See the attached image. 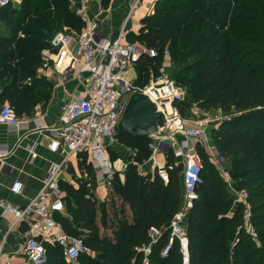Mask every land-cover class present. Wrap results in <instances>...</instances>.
Masks as SVG:
<instances>
[{"label":"trees","instance_id":"obj_1","mask_svg":"<svg viewBox=\"0 0 264 264\" xmlns=\"http://www.w3.org/2000/svg\"><path fill=\"white\" fill-rule=\"evenodd\" d=\"M111 2L101 0V5L107 9ZM77 9L72 0H20V6L10 2L0 9V99L16 116L47 102L55 84L41 73L42 52L51 48L57 33L82 31L85 22ZM128 41L156 50L140 60L137 85L161 76L167 49L170 62L181 65L171 73L173 80L191 96L177 103L180 110L195 103L241 114L220 125L214 143L231 159V184L197 144L203 169L198 198L188 213L190 264H264V0H158L154 14L142 19ZM117 139L135 152L136 163L114 175L107 208L95 193L85 153L78 155V173H73L77 186L60 181L65 212L56 218L95 254H82L78 264H144L151 228L161 235L147 256L150 264H182L177 242L168 256L161 255L169 224L182 207V164L174 166L173 154L167 155L164 182L158 168H145L152 157L149 138L119 132ZM109 157L124 159L118 151ZM229 185L247 193L256 239L244 230L245 208L236 204ZM105 208L107 228L102 230ZM47 250L48 264H65L59 247L47 245Z\"/></svg>","mask_w":264,"mask_h":264},{"label":"built area","instance_id":"obj_2","mask_svg":"<svg viewBox=\"0 0 264 264\" xmlns=\"http://www.w3.org/2000/svg\"><path fill=\"white\" fill-rule=\"evenodd\" d=\"M99 0H72L78 3L77 12L85 22L81 32H59L51 39V48L42 52L44 60L42 75L59 83L70 78L76 79L84 86L83 92L71 94L62 109L60 123L49 129L52 152L63 151V159L49 169L43 180L42 188L25 206H15L0 199V207L4 216L13 220L10 227L25 224L28 231L25 242L17 249L16 254L22 258L13 262L4 255L5 241H0V264H48L49 253L47 245L59 247L65 264H76L79 257L88 252L81 238L66 233L63 223L56 218L57 214L65 212V193L60 187L62 170L72 156L89 153L94 169L95 183L99 187H110V182L116 173H121L134 165V151L127 149V157L115 162L110 160L107 147L122 146L117 139L118 124L125 111L131 94L138 90L147 95L163 113L164 126L149 138L148 148L152 152L149 162L152 170L159 169V175L164 182L168 181V173L157 163L156 157H166L173 154L174 166L182 164L183 183L182 207L169 224V240L163 247L161 255H169L177 242L182 257V264H190L189 239L187 234L188 213L194 201L198 198L197 186L202 182L201 172L203 162L199 154L190 145L191 140L206 142L208 156L211 162L227 179L229 172L224 168L227 163L225 156L218 152L215 144L209 145L207 138L208 125L217 123L213 120L189 121L184 118L177 107L183 100L182 89L175 80L157 79L152 84L139 86L135 80L127 76L145 56L156 55L155 49H149L127 40V22L132 20L137 10L142 8L144 0H133L127 15L126 24L114 39L104 35L98 23L91 17V6ZM158 0H156L157 2ZM12 0H0V9ZM147 9L152 15L155 4ZM165 56L169 52L165 50ZM2 89L0 88V96ZM221 112V109H219ZM0 122L15 132L25 128L22 119L16 116L9 103L3 105ZM183 138V140H179ZM126 149V148H125ZM35 151V145L30 147ZM8 155V149L0 146V161ZM148 163V162H147ZM142 170L143 166L139 167ZM11 170V168H9ZM24 185L16 181L12 192L21 194ZM236 204L244 206V230L253 239L257 234L251 224V212L248 195L245 191L232 189ZM161 231L151 228L149 236L151 243L143 248L144 264H150L147 256L152 252V246L158 242Z\"/></svg>","mask_w":264,"mask_h":264},{"label":"crops","instance_id":"obj_3","mask_svg":"<svg viewBox=\"0 0 264 264\" xmlns=\"http://www.w3.org/2000/svg\"><path fill=\"white\" fill-rule=\"evenodd\" d=\"M16 1H18L20 6V0ZM132 1L133 0H118L117 2V0H112L111 2L112 8L114 6L115 8L120 7L119 4L125 5L124 9H126V13L124 18L120 17L116 11L112 13V8L104 10L101 5V0L91 6V17L96 20L107 38L114 39L118 36L124 24H126ZM154 2H156V0H144L142 9H148L150 4ZM101 9H103L102 12ZM141 12L142 11L139 13ZM143 15L144 13L142 12L138 19L127 22L126 28L128 29V35L130 33L137 34L139 32L141 21L144 17ZM134 68L137 72V66ZM43 76L48 81L54 83L55 86L52 88L50 96L44 105H37L31 115L19 117L24 121L25 128L20 132H15V129L0 122V146H4L8 149V155L3 161H0V199L6 200L15 206H25L29 203L42 188L43 180L51 166L59 163L63 159L62 150L52 152L49 149L52 140L49 129L59 125L62 109L68 97L71 94L80 95L84 89L83 84L73 78L57 83L48 76ZM6 103L8 102L0 99V114L3 105ZM179 140H183V138H179ZM33 145H35L34 152L30 151V147ZM120 148L123 149L122 146H120ZM156 160L161 166H164L166 163V157L161 155H158ZM9 168H11V170ZM70 168L73 169L72 173L69 171ZM145 168L151 169L152 163L148 161ZM74 172L78 173V156H72L69 159L67 165L62 170L60 181H65L77 186L73 176ZM16 181H21L24 185L21 194L12 192V187ZM100 188L107 190L105 195L100 197L105 206L107 205L108 190H110V188L107 186ZM12 222L13 220L10 216H4L2 214V209L0 207V241H5L3 252L6 258L16 262L22 258L20 255L16 254V251L25 242V234L28 231V227L22 223L10 229Z\"/></svg>","mask_w":264,"mask_h":264},{"label":"rangeland","instance_id":"obj_4","mask_svg":"<svg viewBox=\"0 0 264 264\" xmlns=\"http://www.w3.org/2000/svg\"><path fill=\"white\" fill-rule=\"evenodd\" d=\"M117 2H118V0H117ZM12 5L13 6H19L18 1L12 0ZM119 6L120 7L115 8V6H114L112 8L111 5H110L109 8H112L113 9L112 13H115V11H116V13L118 15H120V17L124 18L125 17V13H126L125 12L126 9H124V6L125 5L119 4ZM141 9L142 8H140L139 10L144 13V15H143L144 17L143 18H145L146 15L148 14L147 8H144L142 10ZM102 11H103V9H101V12ZM140 11L136 12L135 16L132 18V21L133 20L135 21V19H138V17L142 13V12L139 13ZM137 13H138V15H137ZM135 24H136V22H135ZM137 24H138V22H137ZM131 42L132 43H135L133 41H131ZM138 64H137V70H138V67H139ZM180 67H181V65H175L174 66L170 62L168 56H166V58L163 61V67H162L161 76L158 77V78L151 77L150 81L147 84H152L153 82H156L157 79H171V80H173L174 79V76L172 74L173 73L174 74L177 73V71L180 69ZM136 78H138L136 69L135 68H132L131 73L127 76V79L130 80V81H133ZM136 81H137V79H136ZM3 83L4 82H0V88L1 89H2ZM147 84H144L142 86H145ZM181 89H182V97H183V100L185 99L187 101H190L191 100V96L188 94L187 90L185 88H181ZM33 112H31L29 114L28 113H23L22 115H20V117L30 115ZM180 112H181L182 116L184 118L188 119L189 121H196V120L207 121V120H213V119L217 120L216 121L217 123L213 124L212 126L208 125V127H206V129H207V138H208V140H210V141L207 142L209 145H212V144L215 143L216 138H217V135H218V131H219V128H220V125L222 123H224L226 121H229V120H232L235 117H239L241 115L240 113H238V112H236L234 110H231L229 112H226V111L221 110V112H220L219 109H216L215 110V109L202 108V107L197 106L195 103H191L184 110H180ZM197 144L200 147H203L204 150H205V152L208 154L206 142H204V141L203 142H201V141L200 142H198V141L196 142L195 140H191V144L190 145H192V148H194L196 150V152H197ZM106 150H107L108 154H109L110 151H114V152L115 151H118V153H121V155L124 158L127 157V153H128V150L127 149H125V148L121 149L119 145H114L112 147H107ZM90 159L91 158H90L89 153L85 152V162H86L85 164H86V166L88 164H90L91 173L94 175V169H93V166L91 165ZM226 159H227V163L224 164V165H222V166H224L225 169H228L229 168V165L231 163V159L230 158H227V157H226ZM223 177H224V179L226 180V182L228 184L229 183L231 184V179H227V177H225V176H223ZM232 189H234V188H232V185H229V190L231 192H232ZM106 191H107L106 189L100 188L96 184V192L95 193H96V195H97V197L99 199H100V197H103V195H105ZM108 192H109V190H108ZM99 201L102 202L101 199ZM105 206L107 208V205H105ZM106 208L104 209L103 215H102V218H101V227H102V230L104 228H107V210H106ZM87 253H89L90 255H94L95 256V254L92 253V252H90L89 250H88ZM76 264H78V262Z\"/></svg>","mask_w":264,"mask_h":264},{"label":"water","instance_id":"obj_5","mask_svg":"<svg viewBox=\"0 0 264 264\" xmlns=\"http://www.w3.org/2000/svg\"><path fill=\"white\" fill-rule=\"evenodd\" d=\"M163 126L164 116L158 111L156 104L144 93L134 91L119 121L118 131L135 137L150 138Z\"/></svg>","mask_w":264,"mask_h":264}]
</instances>
